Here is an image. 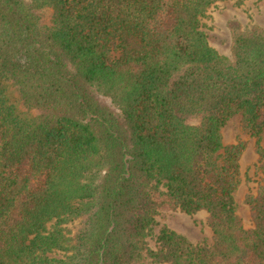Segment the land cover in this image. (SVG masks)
Segmentation results:
<instances>
[{
	"label": "trees",
	"instance_id": "1",
	"mask_svg": "<svg viewBox=\"0 0 264 264\" xmlns=\"http://www.w3.org/2000/svg\"><path fill=\"white\" fill-rule=\"evenodd\" d=\"M220 1L0 0V264H264V27L220 54ZM165 210L205 213L210 242L156 233Z\"/></svg>",
	"mask_w": 264,
	"mask_h": 264
},
{
	"label": "rangeland",
	"instance_id": "2",
	"mask_svg": "<svg viewBox=\"0 0 264 264\" xmlns=\"http://www.w3.org/2000/svg\"><path fill=\"white\" fill-rule=\"evenodd\" d=\"M235 23V24H234ZM240 25L241 28L251 26L264 27V0H222L214 5L209 12V18L204 21V31L208 36L209 44L220 54L230 55V25ZM223 144L231 145L244 142L246 149L241 158L242 183L236 192L238 215L244 226L251 225L250 214L244 203L249 191L257 186V175L254 165L257 162L255 140L243 129L240 116L230 118L221 130ZM264 146V134L262 136ZM158 226L155 232L166 226L171 230L185 236L193 243L210 242L211 233L206 225V214L198 213L187 216L180 212L165 210L157 218Z\"/></svg>",
	"mask_w": 264,
	"mask_h": 264
}]
</instances>
